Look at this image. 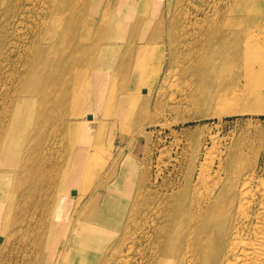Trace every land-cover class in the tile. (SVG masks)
<instances>
[{
    "label": "bare ground",
    "instance_id": "obj_1",
    "mask_svg": "<svg viewBox=\"0 0 264 264\" xmlns=\"http://www.w3.org/2000/svg\"><path fill=\"white\" fill-rule=\"evenodd\" d=\"M28 1L0 0V61L7 58L11 32ZM43 1L29 51L19 54L26 71L6 105L9 113L0 115V190L9 182L26 183L38 152L50 150L42 139L56 132L69 137L63 163L56 165L55 174L48 173L54 188L44 202L51 214L45 250L50 232L62 224L58 245L47 253L52 264H264V173H259L256 158L245 163L242 145L225 151L214 138L202 161L188 158L182 182L170 181L169 191H154L158 186L142 172L141 197L135 193L129 202L122 196L131 178L127 153L106 174L89 173L97 154H104L103 145L109 153L116 148L102 141L99 128L134 118L140 97L147 105L171 71L191 78L230 72L245 80L254 101L264 99V0H167L163 12L161 0H95L96 18L88 8L90 0ZM125 16L126 22L120 20ZM127 16L135 18L130 22ZM166 36L169 65L164 68L163 52L149 70L148 53ZM117 39L134 48L128 58L120 53L123 45ZM92 98L96 108L90 107ZM100 104L103 117L113 115L111 121L91 115ZM239 110L221 104L215 113ZM68 193L76 194L73 202ZM3 210L1 203L0 218ZM35 263L41 264L39 254Z\"/></svg>",
    "mask_w": 264,
    "mask_h": 264
},
{
    "label": "rangeland",
    "instance_id": "obj_2",
    "mask_svg": "<svg viewBox=\"0 0 264 264\" xmlns=\"http://www.w3.org/2000/svg\"><path fill=\"white\" fill-rule=\"evenodd\" d=\"M90 1L92 3L88 8L92 17L96 18L99 15V6L98 9L93 10V5L97 4L95 0ZM166 1L161 0L159 6L161 12L166 10ZM26 5L28 7L25 9L24 15L17 25V29L11 32V44L9 43L6 48L7 58L4 57L0 61V115L6 111V105L10 104L11 97L17 92L14 89L16 85L20 84L22 75L26 71L25 60H20L19 54H25L29 51L28 44L32 37L31 35L36 30V21L42 14L44 1L29 0ZM133 7L135 9V6ZM118 12L122 16L120 9ZM26 16H29L28 18L31 19L29 20ZM134 18L133 16H129L128 20L132 22ZM124 19L127 21L126 16L125 18H120V20L126 22ZM129 30L130 27L127 33L130 32ZM139 32L140 29L136 33ZM163 39L159 40L158 44L154 45L148 53V59L151 62L149 70H153L152 68L155 65L153 62L159 63L163 52L164 68L169 65L170 43L167 36ZM116 41L123 45L120 53L128 58L129 53L134 48H130L128 44L125 45V41H122V39H117ZM136 43H139V40ZM8 56L11 58L8 59ZM118 57L121 58L120 55ZM177 71V69L171 71L166 76L159 91H152L148 97L147 105H144L145 97H140L143 101L139 100L137 106L134 107V112H136L134 118L126 119L125 122L122 119L111 121L112 114H106L104 117L101 114V108L104 104H100V109L96 113H91L93 117L101 116L102 120L106 122L111 121L108 126H105L103 123L104 125L99 129L101 130L102 141H105V144L112 142L116 148L112 153H109L108 146L105 148L103 145L104 154H97L95 163L89 167V173L101 171L106 174L110 168L115 167V162L119 161L117 157L127 153L124 158L129 165L126 167L130 170L131 178L127 182L125 181L124 189L126 188L125 186H128V190L123 191L125 196L121 195L127 197L128 202L135 193H140L141 186L142 184L144 185L141 177L144 171H147L151 179L154 180L153 187L158 186L154 191L161 189L169 191L172 188L170 181L173 179L174 181L177 179L182 182L183 173L189 167L188 158L197 156V162L202 161L206 149L212 147L214 138L225 151L236 149L242 145L241 150L244 152L245 163L253 157V159L256 158L255 163L258 165L259 173H262V171L264 173V99L254 101V96L245 88V80L230 72L219 75H198L191 78L189 75L180 76L177 74ZM162 75L161 72L160 77ZM92 85H88L87 88L90 90ZM234 91L238 95L233 96L232 93ZM92 100L94 99H91L90 107L96 108L98 106L97 100L94 105ZM206 100L210 101L209 104L205 103ZM221 104L240 106V110L234 113L217 115L215 112ZM5 113L9 112L6 111ZM89 115V113H86V116ZM135 120H139L143 126L141 128L138 127L133 122ZM138 129H142L143 132L137 133ZM63 136L62 133L56 132L44 139V141L48 139L49 141L44 142L42 139L43 146L45 148L49 147L50 150L38 152L35 159L36 162L34 160V163H32V172L30 171L26 183L24 181V186L22 183L18 185L19 187L14 186V184L10 185L11 182H9L6 185L7 187L4 186V191L0 190V204H4V210L0 218V264H34L38 254L41 264H52L53 258H49L47 253L58 245L62 224L56 228V233L50 232L47 250H45L43 243L46 240L47 222L51 214L48 211L49 207L45 209L44 202L46 194L50 193L52 188H54L51 184L52 177L48 176V173L50 171H53L54 174L57 172L56 165L64 161L62 150L67 146L66 143L70 142L69 137ZM37 172L38 174H36ZM158 173L160 175L157 177ZM54 174L53 176L55 177ZM18 176L23 179V175L19 174ZM163 179L166 180L163 181ZM96 181L94 179L92 186ZM43 183L44 186H42ZM48 186H51L49 190ZM102 191L104 192L105 188ZM114 193L118 194L117 192ZM67 196L73 202L76 194L68 193ZM88 198L90 199L91 196ZM142 200L140 203H142ZM7 205L8 208H6ZM127 207L128 205L126 206V211ZM44 210L47 211V214ZM124 222L125 224L120 232L121 240L126 231L127 218H125ZM105 264H109V261H106Z\"/></svg>",
    "mask_w": 264,
    "mask_h": 264
}]
</instances>
